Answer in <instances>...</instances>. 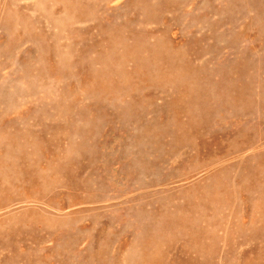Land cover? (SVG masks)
Segmentation results:
<instances>
[{"label": "rangeland", "instance_id": "obj_1", "mask_svg": "<svg viewBox=\"0 0 264 264\" xmlns=\"http://www.w3.org/2000/svg\"><path fill=\"white\" fill-rule=\"evenodd\" d=\"M0 264H264V0H0Z\"/></svg>", "mask_w": 264, "mask_h": 264}]
</instances>
